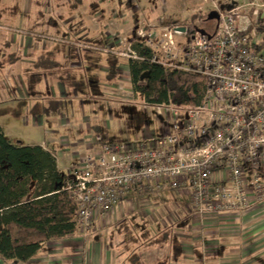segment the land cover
<instances>
[{"label":"built area","instance_id":"1","mask_svg":"<svg viewBox=\"0 0 264 264\" xmlns=\"http://www.w3.org/2000/svg\"><path fill=\"white\" fill-rule=\"evenodd\" d=\"M211 4L218 15L212 32L189 34L154 2L155 23L136 17L131 35L109 45L125 75L129 61L157 65L200 78L202 88L183 103L141 101L158 136L144 122L142 142L109 144L96 136V149L75 157L60 189L75 205L79 235L108 225L122 196L139 187L188 195L194 212L212 217L264 211V0Z\"/></svg>","mask_w":264,"mask_h":264},{"label":"rangeland","instance_id":"2","mask_svg":"<svg viewBox=\"0 0 264 264\" xmlns=\"http://www.w3.org/2000/svg\"><path fill=\"white\" fill-rule=\"evenodd\" d=\"M213 1L218 7L223 2ZM154 2L164 5L171 18L169 23L179 27L188 25L190 15L212 9L211 0H0V128L6 139L19 146L52 144L57 155L61 152L69 156L57 157V166L66 175L74 165L70 157L75 153L70 145L58 142L63 138L72 142L66 128L61 127L63 118L69 123L105 124L101 137L109 144L133 143L134 129L136 140L142 142L144 122L150 135L158 136L152 110L144 109L141 100L132 97L125 73L113 82L112 91H104L103 87L107 82L105 70L113 66L115 71L120 70L121 62L108 51V43L115 46L117 41L128 38L136 17L155 23L156 16L151 14ZM200 25L212 32L216 23ZM39 56L44 62L37 67ZM53 61L57 62L55 71L51 69ZM28 73L37 74L35 86L29 83ZM55 74L60 75L59 79ZM56 83L66 91L56 101L58 114L49 116L46 109ZM51 132L59 133L50 135ZM120 203L128 205L124 217L99 231L113 227L124 231V237H141L145 250L161 253L187 243L186 258L179 264L233 263L231 254L221 247L233 246L231 238L237 232L234 224L223 228L204 226L210 227L209 231L203 230L209 242L202 248L197 247V241L184 239L188 235L185 221L193 213L188 195L169 190L144 192L139 187L124 194ZM260 215L264 217V211ZM179 217L184 220L172 223L171 219Z\"/></svg>","mask_w":264,"mask_h":264},{"label":"trees","instance_id":"3","mask_svg":"<svg viewBox=\"0 0 264 264\" xmlns=\"http://www.w3.org/2000/svg\"><path fill=\"white\" fill-rule=\"evenodd\" d=\"M212 11L190 15L184 26L187 32L206 31L200 23L209 25L207 16ZM43 62V57L38 58L36 66ZM126 67L132 97L149 105L183 103L188 94L198 96L202 88L200 78L173 69L163 71L157 65L131 61ZM64 179L65 174L56 169L53 150L12 144L0 128V260L25 263L46 243L76 232L75 205L60 189Z\"/></svg>","mask_w":264,"mask_h":264},{"label":"crops","instance_id":"4","mask_svg":"<svg viewBox=\"0 0 264 264\" xmlns=\"http://www.w3.org/2000/svg\"><path fill=\"white\" fill-rule=\"evenodd\" d=\"M94 27L95 26L92 25V30H94ZM108 44L110 45V43ZM40 57L41 56H39V58ZM86 60L89 62L92 61L91 63L94 61V59ZM51 67V69L55 71V69H57V62L53 61ZM113 67H111L112 69L110 67L107 68L104 72V75L107 78L106 85L103 86L105 88L104 91H112V87H114L112 84H115L113 82L120 79V75L124 73V71H121L122 69L119 70L115 68V71ZM28 74H30L29 83L32 86H35L38 83L37 81H39L37 74ZM55 77V79H59L60 75L55 74ZM55 88L56 91H51V97L48 100L50 105L46 109V113L49 116L58 114L59 107L55 105L56 101L62 98V92L66 91L61 88L59 83H56ZM63 120L61 127L63 129L66 128L65 131L72 142L68 143L67 138L60 139L58 142L62 145H70V149L75 153L72 154L70 158H73L72 162H74L75 165L79 161V158L75 159V157L89 154L96 149L94 138L96 136H101L106 125L103 124L104 126L102 125V127L95 122L84 121L82 123H69L66 118H63ZM58 133L59 132H51L50 135H58ZM134 138L136 139L137 137L134 136ZM63 140L66 141V143H63ZM46 144L39 146L43 149L47 148L54 151L56 169L59 172H62L57 166V157L65 158L69 156L61 152L57 155L54 146L48 142ZM127 206V203L123 204V206H121V203L117 205L112 210L109 217H107L106 223L108 222V225H105L104 227L103 225L105 221L103 219V222L101 223L103 227L102 229L117 224L118 219L124 217V211L127 209ZM260 214L259 210H255L237 218L227 216L212 217L209 214H199L193 211L191 218L185 221L188 225L186 231L188 235H185L186 237H184V239L189 242L197 241L195 242V244L199 243L197 247L199 246L198 248H202L209 242V235L206 231H209L210 227H207L206 229L204 226L212 225L215 226L214 228H216V226L223 228L226 225L234 224L237 226V232H235L236 234H234L231 239L235 244L233 243V246H231L230 249H227L229 245H224V248L221 247L231 254L230 260L233 261L232 264H264V217ZM183 218L179 217L178 220H171L173 221L172 223H176V221L182 220ZM205 229L206 231H203ZM127 237H124V231L119 232L113 227L104 232L93 231L86 237L75 232L64 240L46 243L42 252L25 263L0 260V264H179L186 258L185 252L187 250L184 245L187 243L184 245L179 244V246L175 248L174 251L172 250V252L165 250L161 253L160 250L156 249L145 250L143 248L144 242L141 237V241L139 238H135L136 236L134 235ZM219 237L217 236L216 238ZM128 239L132 240L128 243ZM198 251H201V249H198Z\"/></svg>","mask_w":264,"mask_h":264},{"label":"water","instance_id":"5","mask_svg":"<svg viewBox=\"0 0 264 264\" xmlns=\"http://www.w3.org/2000/svg\"><path fill=\"white\" fill-rule=\"evenodd\" d=\"M217 19H218V15H217V12H216V11H212V12H210V13L208 14V16H207V20H208V21H213V20H214V21H217ZM177 30H178V31H181V32L184 31L183 28H178ZM201 33L203 34L204 32L202 31ZM145 75H146V73H145ZM145 75L143 74V75L139 78V80L142 81V80L144 79Z\"/></svg>","mask_w":264,"mask_h":264},{"label":"flooded vegetation","instance_id":"6","mask_svg":"<svg viewBox=\"0 0 264 264\" xmlns=\"http://www.w3.org/2000/svg\"><path fill=\"white\" fill-rule=\"evenodd\" d=\"M214 21V20H213Z\"/></svg>","mask_w":264,"mask_h":264}]
</instances>
